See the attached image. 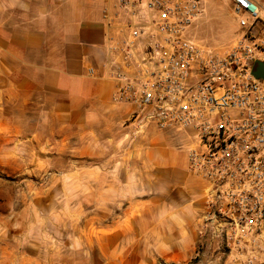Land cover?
Masks as SVG:
<instances>
[{"label":"crops","instance_id":"obj_1","mask_svg":"<svg viewBox=\"0 0 264 264\" xmlns=\"http://www.w3.org/2000/svg\"><path fill=\"white\" fill-rule=\"evenodd\" d=\"M106 6L0 0V264H189L200 243L214 253L192 138L141 126L113 99Z\"/></svg>","mask_w":264,"mask_h":264},{"label":"built area","instance_id":"obj_2","mask_svg":"<svg viewBox=\"0 0 264 264\" xmlns=\"http://www.w3.org/2000/svg\"><path fill=\"white\" fill-rule=\"evenodd\" d=\"M212 0H107L106 71L132 121L187 133L189 170L208 183V264H264V0L230 3L240 29L221 50L192 34ZM216 262H214V261Z\"/></svg>","mask_w":264,"mask_h":264},{"label":"rangeland","instance_id":"obj_3","mask_svg":"<svg viewBox=\"0 0 264 264\" xmlns=\"http://www.w3.org/2000/svg\"><path fill=\"white\" fill-rule=\"evenodd\" d=\"M239 31L240 29L236 19L230 9V3L227 1L212 0L205 14L194 26L192 34L202 45L221 50L232 44L233 40L239 34ZM180 146L182 147L183 145H179L178 148H181ZM93 162L89 166H92ZM25 164L26 161H17L13 166H26ZM5 169L10 170L9 167L0 164V176L3 178L6 177ZM26 177L31 178L30 180L33 182L40 179L39 177ZM208 251L207 245L200 243L197 253L192 257V261L189 264H208L212 259L215 260Z\"/></svg>","mask_w":264,"mask_h":264},{"label":"water","instance_id":"obj_4","mask_svg":"<svg viewBox=\"0 0 264 264\" xmlns=\"http://www.w3.org/2000/svg\"><path fill=\"white\" fill-rule=\"evenodd\" d=\"M254 75L257 78L264 79V63H258V66H257L256 70L254 71Z\"/></svg>","mask_w":264,"mask_h":264}]
</instances>
